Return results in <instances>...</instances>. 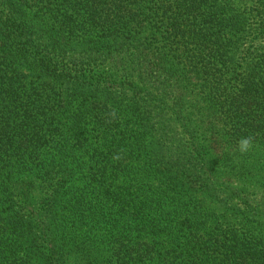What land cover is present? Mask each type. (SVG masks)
<instances>
[{
  "label": "trees",
  "instance_id": "obj_1",
  "mask_svg": "<svg viewBox=\"0 0 264 264\" xmlns=\"http://www.w3.org/2000/svg\"><path fill=\"white\" fill-rule=\"evenodd\" d=\"M0 264H264V0H0Z\"/></svg>",
  "mask_w": 264,
  "mask_h": 264
},
{
  "label": "clouds",
  "instance_id": "obj_2",
  "mask_svg": "<svg viewBox=\"0 0 264 264\" xmlns=\"http://www.w3.org/2000/svg\"><path fill=\"white\" fill-rule=\"evenodd\" d=\"M253 147L251 137H242L239 141V151L241 153L248 152Z\"/></svg>",
  "mask_w": 264,
  "mask_h": 264
}]
</instances>
